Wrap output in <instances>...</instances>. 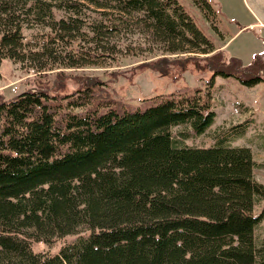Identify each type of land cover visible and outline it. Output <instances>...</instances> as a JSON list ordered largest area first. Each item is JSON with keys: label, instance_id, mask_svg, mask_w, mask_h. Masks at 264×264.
<instances>
[{"label": "trees", "instance_id": "trees-1", "mask_svg": "<svg viewBox=\"0 0 264 264\" xmlns=\"http://www.w3.org/2000/svg\"><path fill=\"white\" fill-rule=\"evenodd\" d=\"M153 50L212 53L213 79H264L263 53L246 66L217 48L181 0H0V64L39 74ZM216 115L200 88L134 108L90 85L0 98V264H264V161L228 140L249 120L208 146L185 142ZM181 124L191 130L175 135ZM70 234L57 251L34 248Z\"/></svg>", "mask_w": 264, "mask_h": 264}, {"label": "rangeland", "instance_id": "rangeland-1", "mask_svg": "<svg viewBox=\"0 0 264 264\" xmlns=\"http://www.w3.org/2000/svg\"><path fill=\"white\" fill-rule=\"evenodd\" d=\"M210 1L217 9L218 19L215 22L205 17L194 0H181L215 41L217 48L241 58L246 66L256 54L264 55V27L259 23L254 24L257 22L255 17L264 21V0ZM140 48L138 46L134 50ZM144 53L148 59L134 58L128 52H123L118 61L111 64L88 63L39 74L6 58L0 64V98L13 96L22 88L46 87L54 92H74L90 85L97 94L112 96L119 104L134 108L155 103L173 92H193L200 88L204 93L210 91L216 119L205 133L196 135L190 132L185 142L208 146L226 134L231 126L249 120L243 135L230 134L228 140L231 144L250 145L255 159L264 161V79L248 84L241 79L246 76L244 72H237L238 76L217 73L213 79V63L209 58L212 53L162 54L157 50ZM192 55L198 57H189ZM172 130L179 135L181 131H190L191 128L181 124L173 126ZM255 176L264 182V169L256 167ZM263 207L264 201L257 206L256 212L262 211ZM76 236L70 234L52 244L34 242V248L54 252L63 241ZM255 238L257 242L264 238V217L255 227Z\"/></svg>", "mask_w": 264, "mask_h": 264}, {"label": "crops", "instance_id": "crops-1", "mask_svg": "<svg viewBox=\"0 0 264 264\" xmlns=\"http://www.w3.org/2000/svg\"><path fill=\"white\" fill-rule=\"evenodd\" d=\"M258 17H255V20L257 21V22H253L254 24H257V23H259V25H261L262 24V27H264V21L263 20H260V19H257Z\"/></svg>", "mask_w": 264, "mask_h": 264}, {"label": "built area", "instance_id": "built-area-1", "mask_svg": "<svg viewBox=\"0 0 264 264\" xmlns=\"http://www.w3.org/2000/svg\"><path fill=\"white\" fill-rule=\"evenodd\" d=\"M15 89H16V87L14 86V87H13V90H15Z\"/></svg>", "mask_w": 264, "mask_h": 264}]
</instances>
